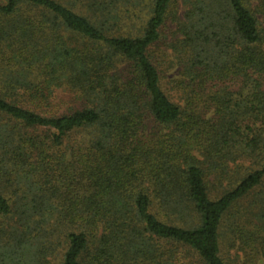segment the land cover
<instances>
[{"label": "trees", "instance_id": "obj_1", "mask_svg": "<svg viewBox=\"0 0 264 264\" xmlns=\"http://www.w3.org/2000/svg\"><path fill=\"white\" fill-rule=\"evenodd\" d=\"M87 1L0 0V264H255L264 0Z\"/></svg>", "mask_w": 264, "mask_h": 264}, {"label": "rangeland", "instance_id": "obj_2", "mask_svg": "<svg viewBox=\"0 0 264 264\" xmlns=\"http://www.w3.org/2000/svg\"><path fill=\"white\" fill-rule=\"evenodd\" d=\"M69 1V3H71L72 5L70 6L72 9H74L76 12L79 13H83V14H88L87 13V5H88V1L87 0H63V2ZM68 4V3H67ZM179 9H181V5L179 4ZM230 250V249H229ZM225 257L227 258V260L229 261H234L237 264H242L243 261L239 260L236 258V253L234 250H230L229 252L225 251ZM54 257V256H53ZM231 258V260H230ZM241 258H244L241 256ZM59 257H54L51 259V264H59ZM232 262L230 264H233ZM246 264H252V263H246ZM255 264H264V257L261 260H257L255 261Z\"/></svg>", "mask_w": 264, "mask_h": 264}]
</instances>
